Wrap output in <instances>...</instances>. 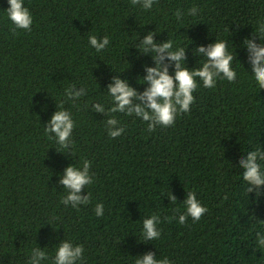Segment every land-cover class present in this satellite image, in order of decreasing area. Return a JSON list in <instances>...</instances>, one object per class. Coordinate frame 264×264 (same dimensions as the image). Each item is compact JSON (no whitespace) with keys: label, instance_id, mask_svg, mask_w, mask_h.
Listing matches in <instances>:
<instances>
[{"label":"trees","instance_id":"obj_1","mask_svg":"<svg viewBox=\"0 0 264 264\" xmlns=\"http://www.w3.org/2000/svg\"><path fill=\"white\" fill-rule=\"evenodd\" d=\"M23 2L32 30L14 33L10 5L0 0V264H28L37 247L49 256L39 264H51L63 240L83 245V264H135L148 253L174 264H264L257 244L264 238V187L259 197L248 195L239 166L248 152L264 151V89L243 44H264L257 32L264 0H157L149 10L130 0ZM193 6L197 14L188 15ZM149 32L156 43L169 38L174 49L187 47L189 69L203 62L194 49L215 39L229 41L237 57L235 82L218 78L211 89L198 82L191 112L153 132L135 115L107 113L113 78L127 80L138 93L148 87L142 77L155 61L137 46ZM90 35L108 36L110 43L97 52ZM165 63L174 75L175 62ZM66 89L82 96L73 103ZM61 101L75 122L68 149L45 134ZM96 103L105 111L97 112ZM110 116L125 129L119 137L108 135ZM84 159L91 162L93 183L80 195L90 193V202L65 206L60 180L68 166L82 170ZM190 191L208 211L181 225ZM153 214H159L161 235L147 241L143 220Z\"/></svg>","mask_w":264,"mask_h":264},{"label":"clouds","instance_id":"obj_2","mask_svg":"<svg viewBox=\"0 0 264 264\" xmlns=\"http://www.w3.org/2000/svg\"><path fill=\"white\" fill-rule=\"evenodd\" d=\"M10 5L7 9V16L14 25L12 31L23 29L31 32L33 17L27 7L24 6L23 0H7ZM132 5H140L144 10H149L157 0H130ZM198 12L197 7L193 6L188 10V15L195 16ZM177 21H181V11L177 9ZM257 32L264 34V22H259ZM156 33L149 32L142 43L137 48L143 52H151L152 59L155 61V67H146L147 75L143 76V84L148 87L143 92H137L134 87L129 86L127 80L113 78V83L108 85L107 92L112 98V106L107 109L108 114L124 113L127 116L135 115L148 124V131L153 132L157 126L169 127L174 126L178 115L190 113L191 107L196 102L193 95L200 86L198 82H202L204 88H214L218 78L226 79L228 82H235L237 72L232 67L234 55L229 51V41L223 39H215V41L205 47L194 49L193 55L203 57L200 67L189 69L186 64L185 49L187 47L176 46L174 49V41L169 39L163 43H156L153 36ZM255 36V35H254ZM257 37L259 40L260 38ZM89 44L97 51L104 50L110 43L108 36L97 39V36L90 35ZM249 52V61L251 63V74L260 89H264V44L259 46L253 40L245 39L243 43ZM244 46V47H245ZM175 62L174 75L169 74V64ZM141 78V77H140ZM75 85H73L74 87ZM86 90V89H85ZM67 100L75 103L82 93L73 92L66 89ZM135 101H139L136 103ZM64 101H61L59 110L52 116L45 127V134L49 139H55L56 143L62 149H68L69 145H73L72 133L75 122L71 113L63 108ZM97 112H104L105 107L100 103L95 104ZM119 121L115 116H110L106 121L108 127V135L111 138L119 137L125 131L124 127H115ZM260 161H264V151L256 148L247 153L246 157H241L239 161L242 172L243 181L247 183V193L255 192L256 196L261 195V189L264 187V171L261 169ZM91 162L87 159L83 160L82 170L79 167L68 166L64 175L60 180L63 188L67 190V195L61 200L65 206L71 205L78 208L79 205H87L90 202V193L87 196H81L82 188L93 183V175L89 173ZM169 198L176 201L174 196L169 193ZM186 212L178 217L179 224L186 223L190 216L194 222L199 221L201 217L208 211L197 199L195 192H188L187 199L184 202ZM96 216H103V204L95 206ZM159 214H153L149 218L143 220L142 234L144 239L152 241L158 239L161 230L158 228L160 223ZM260 232L256 233L259 237ZM259 247L264 248V238L257 239ZM84 247L82 244L73 245L72 242L63 240L56 248L55 256L51 258V264H83ZM49 260L46 251L39 247L31 252V260L28 264H39V261ZM135 264H174L167 256L163 259H156L152 253H148L143 258L138 257Z\"/></svg>","mask_w":264,"mask_h":264}]
</instances>
